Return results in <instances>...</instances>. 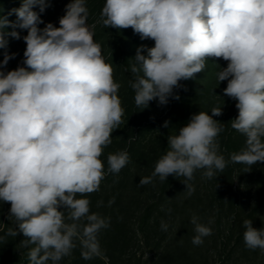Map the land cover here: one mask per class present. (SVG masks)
<instances>
[{
  "label": "clouds",
  "instance_id": "1",
  "mask_svg": "<svg viewBox=\"0 0 264 264\" xmlns=\"http://www.w3.org/2000/svg\"><path fill=\"white\" fill-rule=\"evenodd\" d=\"M50 6L51 0H22L8 13L15 21L0 16V202L10 204L8 219L15 224L6 235H23L30 264H60L78 245L84 260L102 255L99 234L111 218L92 212L88 196L130 163L126 150L109 153L106 169L101 159L125 110L114 68L94 40L96 24L88 23L86 0H71L59 27L47 23L41 29V14ZM97 23L131 28L141 40L154 41L136 49L130 66L128 83L138 108L179 99L180 82L195 79L209 58L227 62L223 68L217 64V80L227 81L224 96L236 101L231 127L246 137L244 148L226 159L218 139L225 124L214 119L223 108L200 111L168 136L165 154L139 186L157 177H183L191 194L189 182L198 171L211 180L229 163L251 168L264 162V0H106ZM8 27L13 31L5 32ZM17 28L27 30L23 66L5 71L16 56L7 51L6 37L21 39ZM114 202L115 197L108 206ZM190 222L192 243L202 245L213 221L201 223L193 214ZM160 227L166 232L169 224L162 220ZM243 227L245 247L264 252V228H254L249 219Z\"/></svg>",
  "mask_w": 264,
  "mask_h": 264
},
{
  "label": "trees",
  "instance_id": "2",
  "mask_svg": "<svg viewBox=\"0 0 264 264\" xmlns=\"http://www.w3.org/2000/svg\"><path fill=\"white\" fill-rule=\"evenodd\" d=\"M95 41L102 48L106 45ZM188 87L183 83L175 90L179 99H173L165 117L147 115L135 105L133 94L125 124L112 133V143L101 156L105 169L107 155L121 150L129 153L130 163L119 174H108L100 190L88 196L92 212L111 218V226L99 234L102 255L84 260L78 245L60 264H264V252L247 249L243 241L244 220H252L256 229L264 228V193L251 196L249 190L241 192L235 180L237 163H229L211 180L203 179L198 171L189 182L194 187L191 194L182 183L183 177L169 176L165 182L157 177L153 183L139 186L140 179L151 176L156 162L165 154L168 136L178 134L190 119ZM165 121L169 122L167 128L163 127ZM224 129L218 138L220 152L230 159L237 152L238 131L231 123ZM259 168L264 170V162ZM113 197L115 202L108 206ZM98 201L103 205L98 207ZM9 207L0 202V236L5 237L0 240V261L16 257L24 239L22 234L6 235L8 228L15 227L6 214ZM193 214L201 223L213 221L209 225L212 234L199 246L192 243ZM162 220L169 224L166 232L161 230ZM26 257L24 263L30 264L28 254Z\"/></svg>",
  "mask_w": 264,
  "mask_h": 264
},
{
  "label": "rangeland",
  "instance_id": "3",
  "mask_svg": "<svg viewBox=\"0 0 264 264\" xmlns=\"http://www.w3.org/2000/svg\"><path fill=\"white\" fill-rule=\"evenodd\" d=\"M71 0H51V6L48 7L44 13L41 14V19L44 21L39 27L42 29L47 23H52L59 27V19L65 14V6ZM22 0H0V16H7L10 21H15V14L8 15V13L21 6ZM106 0H86L89 9L88 23L96 24L94 40L105 43L102 48V54L106 61L112 64L114 68V80L121 85L118 95L122 101L124 108V116L122 117L124 123L128 113V107L132 104L134 91L129 86V80L133 79L130 72V66L134 63L132 58L135 57L136 49L141 45L148 47L154 46L152 40H141L138 34H135L131 28L128 29H112L105 28L101 23H97L100 19V14ZM39 11L38 8L34 9ZM20 33L21 39L16 40L8 36L9 53H16L14 59L10 60L4 69L10 71L16 69L18 66H23V53L26 49V44L23 36L27 35V30L15 29ZM5 32H11L13 29L8 27L4 29ZM99 36V37H98ZM4 49H0V61L3 60ZM146 54V53H145ZM223 68L227 66V62L222 58H209L206 68L203 72L196 74L195 79L181 81L189 85L186 95L189 98V105L187 116L190 118L193 114H198L200 111L209 112L213 107L220 106L223 108V114L214 119L219 120L224 124L231 123V120L236 118L238 109L235 107L236 101L224 96L223 89L227 86V81L218 82L217 73L221 70L218 65ZM173 99L170 98L167 105H159L156 100L149 103L148 108L142 109L147 115L165 117L172 109ZM160 132V130L158 129ZM237 152L245 146L246 137L238 132L237 136ZM260 162L253 165L251 168L244 164L237 163L235 168L236 186H239L241 192L250 191L251 196L255 192L264 193V170L259 168ZM247 171V172H246ZM9 209L6 214L9 215ZM13 221V220H12ZM14 222V221H13ZM29 249V248H28ZM25 247L21 245L16 251V257L12 260H1L0 264H25L27 252L23 251Z\"/></svg>",
  "mask_w": 264,
  "mask_h": 264
}]
</instances>
